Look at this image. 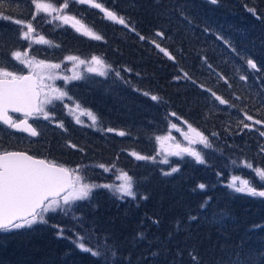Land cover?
Listing matches in <instances>:
<instances>
[{
  "label": "trees",
  "instance_id": "trees-1",
  "mask_svg": "<svg viewBox=\"0 0 264 264\" xmlns=\"http://www.w3.org/2000/svg\"><path fill=\"white\" fill-rule=\"evenodd\" d=\"M75 1L0 0V69L20 66L16 52L37 63L103 57L112 74L99 76L98 88L90 84L84 100L107 128L78 131L75 149L54 138L76 165L96 158L126 172L134 196L104 187L109 177L98 180L102 186L69 202L67 212L1 230L0 264H230L237 256L242 264H264V197L237 192L230 182L242 177L264 191L254 171L264 170V0H95L124 24ZM48 2L61 13L36 8ZM64 17L101 39L77 34ZM171 123L193 127L211 150L200 160L178 156L176 171L158 165L156 139ZM214 215L229 220L218 224Z\"/></svg>",
  "mask_w": 264,
  "mask_h": 264
},
{
  "label": "rangeland",
  "instance_id": "rangeland-1",
  "mask_svg": "<svg viewBox=\"0 0 264 264\" xmlns=\"http://www.w3.org/2000/svg\"><path fill=\"white\" fill-rule=\"evenodd\" d=\"M71 2L76 3L75 0H71ZM48 11H55L60 14L62 9L55 10V7L51 5ZM71 15L73 14L70 13ZM67 27L71 28L72 31L79 33L83 37L91 38V40H96L92 36V29L89 26H86L79 20L71 19L70 21H65L62 19ZM116 24V23H115ZM64 27V25H61ZM91 33V34H87ZM37 44H43V40H40ZM94 57L84 58L78 57L76 55L65 56L61 61H48V60H39L38 63L35 59L24 58L19 59L18 67H15L14 74L17 69L24 70L25 73L29 71L35 72V75L39 78V86H41V102L44 101L45 96L48 98H53L58 96L61 92L66 93L62 99H52L51 104H44V111L48 114V119L44 118V115L41 113L33 118H31L32 123L38 129V131L43 135V138L35 139L33 137L27 136L25 133L16 132L11 128H7L6 126L0 123V152L9 151V150H24L29 152L31 155L39 157L51 158L53 163H58L63 166L69 167L73 172V177H80L79 183L93 186L91 189L102 186V182L98 180L108 179L109 182L107 185L111 187H107L113 191H116L121 196L126 197L123 193L118 191L120 185L125 183L124 174L121 170H115L114 168L100 166L98 159H93V163L95 164H78L74 160V155L69 150L68 147L74 148L76 144L71 136H75L78 131H84L87 136L91 135L92 132L99 128L100 125L107 128L109 122L104 119L97 118L95 116V112L91 107V100H84L88 92L86 88L90 86L98 88L99 85L95 84L98 82L99 76H104V79L109 77V74L112 72L109 71V68L106 65V61L100 55L97 57L103 63H96L93 59ZM26 61V62H22ZM41 62L43 65H58L57 68H45L41 66ZM12 72V71H8ZM100 73H104L101 75ZM52 77V78H49ZM89 87V88H91ZM77 105L79 107H77ZM88 106V108H87ZM91 109H90V108ZM93 117H95V121H93ZM79 121V122H77ZM63 124V127L60 125ZM141 129L143 127L139 126ZM193 127L188 126H178L174 123H171L169 126V131L166 136L162 138L158 136L156 148V163L164 166L168 170L175 169V160L178 156H191L193 157V153L199 155L200 158H204V153H207L211 150L209 149V143L206 141L203 142L200 136H197L196 133L198 131L193 132ZM108 130V129H107ZM108 132L112 134V131ZM55 133L58 135V139H65L64 143L70 142L68 147L61 145L58 143L57 139L54 138ZM114 134V133H113ZM120 135V133H119ZM41 136V135H40ZM18 147V149H12L13 147ZM8 147H12L9 148ZM53 152V155L57 153V155L52 156L48 153V151ZM79 152L87 155V151L84 147L79 148ZM178 153V154H177ZM39 154V155H36ZM196 156V155H195ZM91 158H88L87 161H90ZM74 166H71V165ZM98 165V166H97ZM127 174V173H126ZM94 178L97 180L90 181L89 178ZM75 181V180H74ZM245 180L242 177L239 179H235V177L231 178L230 182L235 184V187H243ZM106 184V183H105ZM249 186L255 187L257 186L252 182H249ZM133 191V189H132ZM69 194V192H68ZM67 194V195H68ZM64 197V196H63ZM63 197L58 198L60 201V207L55 211H47L42 214L43 221L48 212H57V210L64 209L66 212L69 210L67 208V204L63 203ZM131 197V196H128ZM77 201V200H74ZM70 201V202H74ZM69 204V203H68ZM207 216V215H203ZM216 223H225L229 220V218L225 215H214L209 217ZM37 220V221H38ZM35 224V223H34Z\"/></svg>",
  "mask_w": 264,
  "mask_h": 264
},
{
  "label": "snow or ice",
  "instance_id": "snow-or-ice-1",
  "mask_svg": "<svg viewBox=\"0 0 264 264\" xmlns=\"http://www.w3.org/2000/svg\"><path fill=\"white\" fill-rule=\"evenodd\" d=\"M77 2L90 4L91 7L100 9L106 14L107 19L111 21L120 24L125 23L122 17H117L114 12L103 8L102 4L95 2V0H77ZM211 2L215 4L217 0H211ZM50 7L49 4H36V8L43 11H48ZM63 7L67 8L68 4L65 3ZM249 11L255 12V9H249ZM64 19L67 21L68 17H64ZM14 22L21 24L20 20H15ZM26 27L28 31L24 33L25 39L28 38V32L33 31L30 23ZM95 39H101V37L96 35ZM161 51L164 52L165 50L161 49ZM14 56L19 60L21 53L16 52ZM93 59L96 63H103L98 58L94 57ZM248 64L252 68H256L255 63L251 60L248 61ZM41 66L45 68L59 67L58 65H43V62H41ZM100 74L104 75V73ZM38 87L36 80L32 76H17L14 73L0 69V121L9 127L29 132L32 136L38 135L37 131L30 124H27V120L16 123L8 115L9 110L23 112L26 117L34 113H42L44 118L48 119V114L44 111L43 105L51 104L52 99H62L67 94L61 92L58 96L51 99L45 96L44 101L40 102ZM152 99L156 100L157 97L153 96ZM217 99L220 100V103H227V101L222 100L220 97H217ZM77 107L79 106L77 105ZM248 119L252 120L253 118L248 116ZM93 121H95V117H93ZM255 123L259 124L261 121L257 120ZM244 126L248 127V125ZM60 127H63V124ZM192 131L196 132L195 129H192ZM124 134L123 132L120 133V135ZM196 135L200 136L201 140L206 143V138L200 133H196ZM261 135H264V133H261ZM133 155H136L137 159H147V157L139 156L135 153ZM193 155H196V158L200 160L198 154L193 153ZM201 162L203 161L201 160ZM173 171H176V169H173ZM254 171L262 181L261 187H264V170L254 169ZM70 176L71 174L68 169L43 159H36L26 153L15 151L0 152V230L10 231L12 229H19L31 226L38 219L42 220L43 213L49 210L55 211L60 207V201L56 197L61 192L70 190L69 194L63 197L64 204H68L74 200L87 199L93 186L79 183V176L75 178V181L71 180ZM124 180L125 183L119 186L118 191L127 196H134L132 177L125 173ZM243 184V187H235V184H233V187H235L237 192H247L253 196L264 197V191H257L255 187L249 186L247 180ZM104 187L111 186L105 185ZM200 187L203 188L204 185H200ZM80 239L83 240V237ZM78 246L83 251L90 252L93 256L100 255L99 252H94L91 248L85 247L83 243H80ZM193 259L195 260L196 258L193 257ZM230 264H242V262L237 256L235 260L230 261Z\"/></svg>",
  "mask_w": 264,
  "mask_h": 264
},
{
  "label": "water",
  "instance_id": "water-1",
  "mask_svg": "<svg viewBox=\"0 0 264 264\" xmlns=\"http://www.w3.org/2000/svg\"><path fill=\"white\" fill-rule=\"evenodd\" d=\"M23 76H32L33 79L36 80V82H37V84H38V86H39V83H38V77L34 74L33 71H32V72H28V73L24 74ZM38 90H39V92H40V86L38 87ZM39 100H41L40 97H39ZM13 114L18 115V116L21 115V116L23 117V119L19 120V122H16V123H20V122L23 121V120H27V124H30V125L32 126V128H34V129L37 131L38 135H36V136H32L29 132H26V131H20V130H18V129H16V128H12V127H10V128L14 129L16 132H22V133H25V134H26L27 136H29V137H33V138L35 137V138H36V137L39 136V132H38V130H37L36 127L33 125V123H32L31 121H29V119H30V117H33L34 115H38V114H40V113H34V114H32V115L26 117L25 114H24L23 112H13V111L9 110L8 115L12 118V120H13ZM0 123H2L3 125H5L7 128L9 127L8 125L4 124L2 121H0ZM9 151L23 152V153H26L27 155H30V156H32V157H34V158H36V159H43V160L48 161L46 158H41V157H37V156L31 155V154H29L28 152H26V151H24V150H20V151H18V150H9ZM48 162H49V161H48ZM55 164H56L57 166H60V167L66 168V167L61 166V165H59V164H57V163H55ZM66 169L69 170V168H66ZM69 172H70V174H71V176H70L71 180L74 181V177H72V172H71L70 170H69ZM69 191H70V190H69ZM67 193H68V191L61 192V193L59 194V196L56 197V199H57V198H60V197H62V196H64V195L67 194ZM50 199H51V198H50ZM46 203H48V201H46Z\"/></svg>",
  "mask_w": 264,
  "mask_h": 264
},
{
  "label": "flooded vegetation",
  "instance_id": "flooded-vegetation-1",
  "mask_svg": "<svg viewBox=\"0 0 264 264\" xmlns=\"http://www.w3.org/2000/svg\"><path fill=\"white\" fill-rule=\"evenodd\" d=\"M15 118H16V120L19 119V117H17V116Z\"/></svg>",
  "mask_w": 264,
  "mask_h": 264
},
{
  "label": "bare ground",
  "instance_id": "bare-ground-1",
  "mask_svg": "<svg viewBox=\"0 0 264 264\" xmlns=\"http://www.w3.org/2000/svg\"><path fill=\"white\" fill-rule=\"evenodd\" d=\"M94 13V12H93ZM102 14V13H101ZM76 20V19H75ZM107 20V19H106ZM79 34V33H78ZM39 35V34H38Z\"/></svg>",
  "mask_w": 264,
  "mask_h": 264
}]
</instances>
